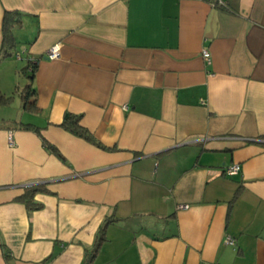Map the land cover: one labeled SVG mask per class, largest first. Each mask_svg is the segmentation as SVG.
I'll return each instance as SVG.
<instances>
[{
	"label": "crops",
	"instance_id": "0c3cea01",
	"mask_svg": "<svg viewBox=\"0 0 264 264\" xmlns=\"http://www.w3.org/2000/svg\"><path fill=\"white\" fill-rule=\"evenodd\" d=\"M5 10L37 109L0 104V264H83L107 218L92 264H264V0H0V48Z\"/></svg>",
	"mask_w": 264,
	"mask_h": 264
},
{
	"label": "trees",
	"instance_id": "16d2710c",
	"mask_svg": "<svg viewBox=\"0 0 264 264\" xmlns=\"http://www.w3.org/2000/svg\"><path fill=\"white\" fill-rule=\"evenodd\" d=\"M18 22H19L18 11L5 10L3 15V23H2L3 37L0 48V57H6L12 55L16 44L13 35V28L18 24ZM30 63L31 64H28V66L23 67L21 70L23 74L29 77V82L21 90V97L23 99L25 108L29 110H36L37 108L35 107V89L32 87V83H31L33 80L34 63L33 62ZM27 68L30 69V72L27 71ZM12 97H13L12 95H5L0 91V104L8 103L12 99ZM80 120H81V114L66 112L59 126L63 127L64 129L70 131L71 133L89 142L101 146V143L93 136V134L80 123ZM20 126L23 127L24 129H30L35 131L41 137V140L45 145V147L49 149L51 152H53L57 157L63 159V156L57 150V148L51 143H49L41 135L40 128L38 126L33 125L31 123H20ZM39 191L50 192L43 183L29 184L23 187V192L20 195H18L16 199L24 203L28 210L38 209L42 206V204L35 201L34 195ZM110 220L111 219L107 218L103 223V225L100 227L99 234L95 239V243L92 249L86 254L83 264H92L93 258L97 250L99 249V246L103 239L104 227L106 223L109 222Z\"/></svg>",
	"mask_w": 264,
	"mask_h": 264
},
{
	"label": "built area",
	"instance_id": "2783aa9c",
	"mask_svg": "<svg viewBox=\"0 0 264 264\" xmlns=\"http://www.w3.org/2000/svg\"><path fill=\"white\" fill-rule=\"evenodd\" d=\"M58 54H59V44L54 43L48 48V50L45 53V56L49 59H53V58H56L58 56ZM202 55L207 62L210 61L209 52L206 49L202 50ZM8 142L10 145H14V140H13L11 134L8 135ZM239 170H240V165L235 162V163H231L230 165L226 166L224 169V172L226 174L233 175V174L238 173ZM183 207H187V205L185 204V205H183ZM226 241L228 243H233V239L230 236H228L226 238Z\"/></svg>",
	"mask_w": 264,
	"mask_h": 264
},
{
	"label": "rangeland",
	"instance_id": "374dc122",
	"mask_svg": "<svg viewBox=\"0 0 264 264\" xmlns=\"http://www.w3.org/2000/svg\"><path fill=\"white\" fill-rule=\"evenodd\" d=\"M23 67L20 66L19 67V70H21ZM26 82H27L26 75L23 74L22 72L18 73L17 76H16L15 88L13 89V91L15 89H18V90L17 91L15 90L14 94L12 95L13 96L12 97L13 98V101H12V105L9 107V109H7L8 110L7 111L8 113L14 114L15 112H17V105L19 106V104L21 102V90L26 85Z\"/></svg>",
	"mask_w": 264,
	"mask_h": 264
}]
</instances>
